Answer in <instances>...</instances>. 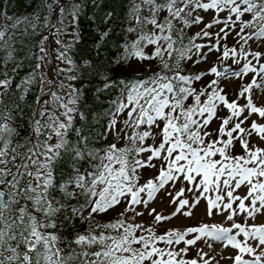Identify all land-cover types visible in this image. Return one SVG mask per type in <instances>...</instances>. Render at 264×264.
<instances>
[{"label": "snow or ice", "instance_id": "6c2138e0", "mask_svg": "<svg viewBox=\"0 0 264 264\" xmlns=\"http://www.w3.org/2000/svg\"><path fill=\"white\" fill-rule=\"evenodd\" d=\"M91 3L100 9L89 17L96 26V59L85 58L81 64L69 53L81 41L83 0H41L48 13L43 22L39 9L13 17L0 6V264H220L211 255L217 243L237 250L227 257L233 264H264V224L235 220L264 215V148L251 142L253 136L264 141V123L252 120L244 126L253 114L264 118V106L252 98L253 88L264 84V52L251 48L252 43L264 46V0H129L123 43L113 41L114 13L101 9L102 0ZM209 12L212 18L205 22L201 13ZM200 25L188 36V29ZM49 27L59 45L56 59L70 66L58 68L59 73H74L66 77L69 81L95 76L101 84L97 98L119 89L101 133L104 139L111 135L113 142L103 149L90 147L89 137L75 126L77 117L86 119L80 111L82 91L69 84L70 91L61 95L63 81L59 91L44 90L41 68L49 55V35L33 45L37 51L27 59L35 57V64L17 80L25 66L16 55L17 43H24L18 35L34 37ZM66 35L72 37L68 43L62 39ZM230 36L239 48L229 46ZM111 49L114 54L105 55ZM214 53H219L220 65L191 71ZM228 59L244 64L231 69L223 64ZM116 67L132 74L117 79L112 75ZM249 72L255 73L252 81L229 100L220 78ZM209 75L216 79L196 86ZM37 85L48 99L35 97L30 133L22 137L17 121L31 107L26 100ZM224 109L229 114L221 116ZM214 120L219 127L210 131ZM146 170L158 174L141 184ZM177 184L178 190H169ZM242 187L246 195L236 194ZM162 191L175 205L169 215L149 208ZM186 193L193 194L191 199ZM202 201L208 218L227 213L231 226L202 223L158 233L151 225L132 222L144 215L137 206L158 225L178 215L194 216ZM121 205L118 218L101 222ZM201 240L209 251L200 249L197 258L186 259L189 246ZM181 243L185 247L179 248Z\"/></svg>", "mask_w": 264, "mask_h": 264}, {"label": "trees", "instance_id": "16d2710c", "mask_svg": "<svg viewBox=\"0 0 264 264\" xmlns=\"http://www.w3.org/2000/svg\"><path fill=\"white\" fill-rule=\"evenodd\" d=\"M51 2V0H49ZM62 3H66V0H61ZM75 2L80 3L81 0H75ZM84 3V10L83 14L79 20V28L81 32V41L79 44L75 46L73 50L70 51V55L73 57V59L76 61L77 64H81L83 59H93L95 61V56L92 52V46L96 39V33H95V24L93 21L89 18L93 15H99L100 9H97L92 3L91 0H83ZM0 6H2V10L7 13V15L18 17V16H26L31 14L34 10L39 9L38 14L41 17V22H43V18L45 15H47L46 9H44L41 5V0H0ZM129 7V0H102L101 3V9L103 11H112L114 13L113 19L111 21V26L114 30L113 35V41H119L120 43H123L124 41V28L126 27L125 23V17L127 14V10ZM59 9L56 8L55 11L50 16V20L52 24H55L57 22V15H58ZM204 13H201L203 15ZM147 15V13H145ZM7 23H10L8 21H5ZM200 27H203V25L200 26H193L191 29L187 30L188 36L194 35L196 32L200 30ZM40 34L34 37H20L18 35V40H23L24 43L21 45L20 43H17L16 47L18 49L16 55L19 58L24 59V68L20 70L19 76H17V80L20 79V77L24 76L26 73H28L31 68L35 64V57H32V59H27V57L31 52H36L37 49L33 47V45L41 39L44 35H49V32L52 31L51 28H42L39 30ZM71 31V29H69ZM133 38L132 34H128V39L131 40ZM65 43H68L72 37L71 36H64L62 37ZM200 43L201 41H197ZM48 44V48L50 50V59H51V65L53 70V73H51V66H49V70L46 71L41 68V71L45 73V79L48 76V80H52L54 83L50 85V89L52 91H59V83L60 81H63L64 83V90L63 92H60L61 95H64L66 92L70 91V89L67 87L69 84L73 85L74 87L80 89L82 91V98H81V105H80V111H82L85 114L86 119L80 120L79 117H77L75 126L82 128V134L89 137L90 141V147L97 148V149H103L106 147L109 143L113 142V138L111 135H108L107 139H104L101 137V133L104 132L105 127L110 119V113L114 111L115 109V102L119 98V89L114 88L107 90L103 93L99 94V98H97L96 88L100 87L101 84L98 81V79L95 76H88L87 74H83L80 77H78L76 80L69 81L66 77L69 75H73L74 73H59L57 71L58 68H68L70 67L67 64H64L63 62L56 59L57 52L56 49L59 48V45L55 43V40L52 36L49 35V41L46 42ZM45 44V46H46ZM115 49H111L110 51L106 52L105 55H112L114 54ZM58 64L57 67L54 65ZM11 67V65H9ZM200 65L194 67L191 69V71H201L199 68ZM152 68L155 69V63H152ZM140 71H143V67L140 68ZM51 73V74H49ZM127 69H122L119 67L114 68L112 75L117 78H124L126 76L131 75ZM147 75V73H145ZM206 78L199 82L196 86L202 87L206 83ZM46 81V82H47ZM46 85L44 84V87ZM42 93L39 92V86L37 85L34 87L33 92L29 95V97L26 100V103L28 105H31V107H25V115L22 119L18 118V123L22 126L21 127V133L22 137L26 136L30 133V125L28 123L29 116L31 114V111L34 108H37L38 106L33 103L35 97L37 95H41ZM43 98V97H42ZM215 120L210 125V127H214ZM70 138H74V136H70ZM121 145L124 143V141L119 142ZM119 146V145H118ZM123 211V205L117 207L115 210L110 211L109 213L105 214L101 222H107L109 220H113L118 218L117 213ZM131 215V214H129ZM133 223H136L135 221H132ZM79 227H83L79 225V222H77Z\"/></svg>", "mask_w": 264, "mask_h": 264}, {"label": "rangeland", "instance_id": "374dc122", "mask_svg": "<svg viewBox=\"0 0 264 264\" xmlns=\"http://www.w3.org/2000/svg\"><path fill=\"white\" fill-rule=\"evenodd\" d=\"M212 15H213L212 12L204 13L203 16H204L205 22L210 21L212 18ZM223 15H225V14H221V16H223ZM245 18H247V17H245ZM218 30H219V27L211 29V31H213V32H216ZM233 36H234V33H233ZM201 42H203V41H201ZM227 42H228L230 47L235 45V40L231 36L229 37ZM235 46L237 48H239V45H235ZM45 47L48 49L49 55L47 57V61H46L45 65L42 67L46 71L49 68V66H51V68H50V70H51L53 65L50 64L51 63V59H50L51 54H50V50L48 48V44H46ZM251 48L254 51L264 52V46L257 47V45L255 43H252ZM205 51H206V49H205ZM218 55H219V53L211 54L209 56L208 60L206 62L202 63L199 68L201 70H207L210 67H212L214 64L220 65L221 62L217 59ZM249 59H251V57H249ZM253 63L255 64V61H253ZM261 63H264V59L261 60ZM223 64L224 65L230 64V65L234 66L236 68V70H239L242 68L244 61L241 60V62L239 64H233L232 60L228 59L226 61H223ZM54 66L57 67L58 64H56ZM51 73H53V70H51ZM51 73H49V74H51ZM254 76H255V73L249 72L247 75H244L242 77H232L229 79H224L223 77H221L220 78V87L224 88L225 91L228 93L229 100H234V99H236L237 93L241 89V85H247L248 83H250ZM47 79H48V76L45 79V85H46L44 87L45 92H48L49 90H51L50 85L46 82ZM212 79H216V77L212 76V75L207 76L205 84L210 82ZM256 79H257V82L260 83V78L259 79L256 78ZM41 96L43 97V99H48V96H46V95L41 94ZM252 98H253L254 102L257 104V106H264V84H262L261 88H259V89L255 88V87L253 88ZM239 103L241 105H243L245 103L244 98H240ZM228 114L229 113H228L227 109H224L223 111L220 112L221 116H226ZM124 115H126V113ZM245 115H247V113H245ZM123 118H124V116L119 117V119H121V120ZM252 120H256L258 123H264V118H260L257 114H253L251 116L250 120L247 121L244 126H248ZM213 125H214V127L209 126L210 131L219 127V121H215V123ZM53 142H55V141H53ZM152 142L153 141L151 139L147 141V143H149V144H151ZM158 142H159V138H157V143ZM251 142H252V144H255L261 148H264V141L260 140L256 136H253L251 138ZM236 151L237 152L240 151L239 145H237ZM155 163L157 164V167H159L160 162L156 161ZM157 174L158 173L156 170L143 171L141 178H140V183L141 184L145 183L148 179L153 178ZM180 186H181L180 184H177L175 188H171L169 190L175 192L176 190H178V188ZM246 193H247V188L242 187L241 189L238 190V192L236 194L243 196V195H246ZM192 195L193 194H191V193H186V197H188L189 199H191ZM149 208H155L157 210V212H161L164 215H169L170 213H172L175 210V205H171L169 203V197L165 196L164 192L162 191V192L158 193L157 199H155L149 205ZM137 210L143 212L144 215L141 217H137L135 219V222L140 223V224H144L146 227L151 225L156 229V231L158 233H162L165 230L172 229V228H179V229L183 230L187 227L196 226V225L202 224V223L221 224L224 227H230L232 224V221L226 220L227 213H224L223 215H215L212 218H208L205 215V209L203 207V201L201 202V206L195 210L194 216L184 217L182 215H178V216L174 217L172 220L163 222V223L158 224V225L153 224V218L148 215L147 210H145L142 205L137 206ZM235 220H236V222H239V223H244L246 221L248 224H253V223L264 224V215H258L255 220L249 219L245 215H239V216L235 217ZM188 238H191V236ZM238 239H243V237H238ZM161 246H163V245H161ZM178 247L183 248V247H185V245L183 243H181ZM200 249H203L205 252L209 251L207 245L204 243V241L201 240V241H198L196 245L189 246V252L185 258L186 259L197 258V252ZM221 254L224 257L223 259L221 258ZM236 254H237V250L232 249L231 247L224 248L223 245L220 243H217L215 245V250L211 253V255L216 256V259L220 261V264H233V261L231 259H227V257H234ZM245 258L247 259L248 257L245 256Z\"/></svg>", "mask_w": 264, "mask_h": 264}, {"label": "water", "instance_id": "95a60500", "mask_svg": "<svg viewBox=\"0 0 264 264\" xmlns=\"http://www.w3.org/2000/svg\"><path fill=\"white\" fill-rule=\"evenodd\" d=\"M227 67H229V68H231V69L233 68L232 66H227ZM257 78H260V77H257Z\"/></svg>", "mask_w": 264, "mask_h": 264}]
</instances>
